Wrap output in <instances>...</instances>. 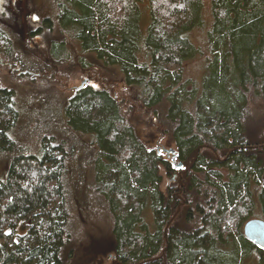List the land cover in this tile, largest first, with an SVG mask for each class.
Returning a JSON list of instances; mask_svg holds the SVG:
<instances>
[{
    "label": "trees",
    "instance_id": "trees-1",
    "mask_svg": "<svg viewBox=\"0 0 264 264\" xmlns=\"http://www.w3.org/2000/svg\"><path fill=\"white\" fill-rule=\"evenodd\" d=\"M143 1L150 17L144 37ZM64 9L62 22L82 54L117 69L133 102L84 86L65 101L59 128L34 137L36 148H21L11 137L19 121L15 93L0 86V264H91L81 243L91 220L78 219L84 203L76 197L78 174H70L81 148L95 155L85 167L102 200L113 264H245L255 247L243 226L256 204L264 220V153L246 133L251 109L264 106V0L211 1L212 57L198 90L183 81L182 66L195 54L187 38L201 0H66ZM8 51L0 35V53ZM137 104L158 112L174 163L136 133L128 118Z\"/></svg>",
    "mask_w": 264,
    "mask_h": 264
},
{
    "label": "rangeland",
    "instance_id": "rangeland-1",
    "mask_svg": "<svg viewBox=\"0 0 264 264\" xmlns=\"http://www.w3.org/2000/svg\"><path fill=\"white\" fill-rule=\"evenodd\" d=\"M5 1V0H0ZM32 2V0H29ZM36 1V0H33ZM212 0H201V16L196 27L188 33V40L195 48V54L188 61L184 62L183 81L187 84H194L196 89L202 84L205 74L204 62L211 60V52L207 49V34L211 29L213 19L210 14ZM3 4H0V13ZM141 18L139 29L142 37L146 35L149 26L150 17L145 1L139 4ZM6 14V13H5ZM7 16H4V19ZM54 35V33H53ZM70 36H73L70 32ZM55 37V35L53 36ZM15 47L11 46V50ZM21 61L17 56L13 59L16 62L15 67L20 68L22 74L12 73L8 68L0 65V86L11 89L15 93V102L19 112V121L13 130V139L17 146L21 148H36V142L45 130L59 128V118L64 120V114L61 110L65 101L73 95V90L79 87L82 82L85 86H102L109 90L110 94L126 102H133L131 90L125 87L123 77L117 72L112 71V67L101 68L99 63L95 62L92 53H86L81 60L86 68L77 65L76 60L68 57H52L50 49L46 46L34 47L28 45L21 47ZM16 50V49H15ZM14 50V51H15ZM25 50V51H24ZM61 47H52V51L60 52ZM24 51V52H23ZM5 53H0V62H10ZM84 60V61H83ZM18 61V62H17ZM133 113L129 115V121L133 124L136 133L143 143L150 149L158 151L162 159L172 164L165 151L175 150V145L171 134L167 131L162 120L159 119L158 112L152 109L142 108L135 105ZM251 118L246 123V133L249 143H258L264 139V106L259 105L251 109ZM81 147L84 146V139L76 140ZM92 153V152H91ZM86 152L81 148L76 157L75 170L70 174H78L75 182L76 197L78 201L84 204L77 212L78 219L86 217L91 223L84 225L85 232L81 239L82 249L89 248L88 259L91 264H113V240L110 229L107 227L106 215L102 209L101 198L93 192L88 176V169L85 164L94 159L95 155ZM2 155V156H1ZM0 155V181L6 177V162L3 154ZM75 171V172H74ZM69 173V172H68ZM162 175V189L169 184L168 179L160 169ZM174 178L176 173L172 172ZM74 179L71 182L74 184ZM259 207L256 204L255 216L246 220L260 219ZM143 217L149 224V230H153V220L151 212L147 209L143 211ZM262 220V219H261ZM245 264H264L256 261L254 254L245 256Z\"/></svg>",
    "mask_w": 264,
    "mask_h": 264
},
{
    "label": "flooded vegetation",
    "instance_id": "flooded-vegetation-1",
    "mask_svg": "<svg viewBox=\"0 0 264 264\" xmlns=\"http://www.w3.org/2000/svg\"><path fill=\"white\" fill-rule=\"evenodd\" d=\"M65 1L66 0H32V2L29 0L1 1L0 4H3V6L0 13V35L3 37V41L10 47L9 53L4 52L6 58H10V62H0V65L8 68L12 73L16 72V74H22L23 72H20V68L17 69V67H15L16 62L13 59L14 56H17L18 60L21 61V47H27L28 45L34 47L46 45L50 49L52 57H68V59L76 60L77 65H81L84 69V63L81 61L84 58L82 48L77 40L71 38L70 32L67 29V24L62 22ZM4 16L7 17L4 19ZM53 33L55 37H53ZM11 46L15 47L16 50H11ZM54 46L62 48L60 51L62 55L59 56V52L52 51V47ZM85 84L86 82H82L79 87H76L73 90L72 96H74L80 88L84 87ZM251 147L255 150L258 149V152L264 153V139H261L260 142ZM167 157L170 158L172 163L175 162V158L172 156L169 155ZM175 169L178 172H182V166L178 167L177 165ZM178 178H181V174H179ZM253 221L264 225V220L252 219L245 222L244 226ZM253 245L255 247L254 255L256 261H258L259 258L264 255V247L256 244Z\"/></svg>",
    "mask_w": 264,
    "mask_h": 264
},
{
    "label": "water",
    "instance_id": "water-1",
    "mask_svg": "<svg viewBox=\"0 0 264 264\" xmlns=\"http://www.w3.org/2000/svg\"><path fill=\"white\" fill-rule=\"evenodd\" d=\"M166 154L174 155L173 150L165 151ZM179 164L178 167H181ZM244 236L251 241V243L264 247V225L259 222L253 221L244 226Z\"/></svg>",
    "mask_w": 264,
    "mask_h": 264
}]
</instances>
